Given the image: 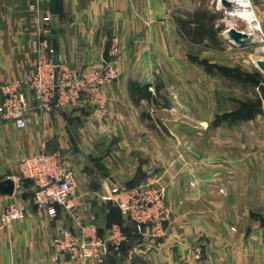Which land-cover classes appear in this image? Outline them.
Segmentation results:
<instances>
[{"label": "crops", "instance_id": "obj_1", "mask_svg": "<svg viewBox=\"0 0 264 264\" xmlns=\"http://www.w3.org/2000/svg\"><path fill=\"white\" fill-rule=\"evenodd\" d=\"M50 1L0 0V82L23 78L32 69L30 41L38 22L29 6L36 3L42 14L49 11ZM258 1L264 30V0ZM182 2L57 0L56 13L47 26L57 60L84 68L100 62L105 44L109 48L114 43L120 50L118 78L106 87L103 109L81 100L77 106L64 104L43 112L31 109L21 129L0 121V180L11 177L15 181L13 195L0 193V207L12 197L26 206L24 217L10 228L0 224V264H264V225L255 219V213L264 216L263 209H258L264 206V158L259 161L247 154L253 150L247 138L252 141L254 137V120L264 121V107L239 123L228 114L227 122L209 126L218 112L215 98L221 96L222 77L243 84L247 101L256 86L251 79L253 68L242 67L249 80L225 75L218 51L208 39L190 41L178 25L177 18L186 19L191 12ZM131 82L149 85L155 99L134 101ZM156 85L161 87L158 98ZM191 88L195 89L192 93ZM28 96L31 99V93ZM159 98L166 102L156 110ZM238 124L244 126L243 132L236 129ZM241 134L242 146L234 147L231 137ZM192 136L210 143L204 148L194 146ZM255 136L256 151L264 152L263 122ZM42 145L46 152L62 153L72 165L76 207L84 217L95 215L99 234L105 232L109 219L122 218L115 205L103 198L108 190L147 181L165 189L166 204L172 207L165 235L144 236L125 225L127 239L103 263L67 254L54 258L50 239L56 226L63 223L73 228V224L62 213L50 219L32 204L33 184L20 178L16 163ZM195 147L199 154L209 152L215 160L197 165L199 177L193 188L184 154L177 153L185 152L188 158ZM235 151L243 157L233 159ZM241 167L248 169V176L236 175ZM255 167L261 168V175H253ZM221 171L228 172V179L219 176ZM197 246L199 257L194 256Z\"/></svg>", "mask_w": 264, "mask_h": 264}, {"label": "built area", "instance_id": "obj_2", "mask_svg": "<svg viewBox=\"0 0 264 264\" xmlns=\"http://www.w3.org/2000/svg\"><path fill=\"white\" fill-rule=\"evenodd\" d=\"M229 1L238 9L237 14L248 17L245 18L247 33L264 46V32L254 14L252 0ZM29 10L36 13L38 22V31L30 41L34 56L32 69L23 78L0 82V121L11 122L21 129L26 126L31 109L43 112L64 104L77 106L81 100L103 109L107 102L106 87L117 77V45L109 46L106 59L90 62L84 68L73 67L66 61L54 62L55 47L47 37L51 14L48 10L41 14L36 3L31 4ZM18 171L33 184L34 206L43 209L50 219L62 213L73 224V228L63 223L56 226L50 239L54 258L67 254L71 258L103 263L126 240L127 235L119 223H111L99 234L95 215L89 213L84 217L77 209L76 179L72 165L62 153L46 152L42 145L38 152L19 158ZM103 198L119 209L124 224L132 226L137 234L165 235L164 225L170 221L172 211L160 187L147 181L133 186H113ZM25 208L22 201L12 197L0 207L1 226L10 228L14 221L24 217ZM193 250L194 256L199 257L200 247Z\"/></svg>", "mask_w": 264, "mask_h": 264}, {"label": "rangeland", "instance_id": "obj_3", "mask_svg": "<svg viewBox=\"0 0 264 264\" xmlns=\"http://www.w3.org/2000/svg\"><path fill=\"white\" fill-rule=\"evenodd\" d=\"M183 5L186 7L188 6L189 11L193 12L196 9H206L207 11H209L208 13L214 15V19H213V23L214 26L217 27L219 25H222V29L219 32L218 35V39H217V45L213 46L214 49H216L218 52H215L216 55H218V57L221 60V65L223 66H228L230 65V71L231 74H235L236 78L239 76V69H242V72L240 73L242 76H244V66L247 67H252L253 68V75H252V79L254 84L256 85L255 88L252 91V99L247 98V101H244L245 97H244V91H243V87L240 82L238 81H234L232 79H227L222 77V88H220L221 90V96L219 97V99L215 98L216 103H215V108L216 110L218 109V112L215 114V120L212 121V124H210L209 126L212 127V125L216 126L219 124H222L224 122H227L226 118L227 115L230 114V118L236 119L237 123H239V119L240 122L244 121L245 117H244V106L248 107V105L250 103H252L253 107L256 106H260V107H264V74L262 75V71L260 70L259 66L257 65V61L258 60H264V48H262V45L259 42H256L257 40H254L253 36L250 39V42L246 45V46H242L240 48H236L239 46H234V43L232 41L229 40L228 36H227V29L229 28V26H233L239 30L245 31L247 32V30L249 31V28L247 27L245 18L242 17L241 15L237 14L235 16H232V11L237 12L236 10H238L237 8L235 9L234 6H230V7H224L221 5L220 2H218V0H183ZM261 2L258 0H252V4H253V11L255 16L257 17V19L260 20L259 18V12L258 10L262 8V6H260ZM185 9V8H184ZM190 12V13H191ZM241 16V17H240ZM261 28L263 30L262 24L260 23ZM264 32V30H263ZM232 42V43H231ZM207 45H210V43H207ZM190 52H192L193 54L196 53L195 49L193 47H190ZM119 54H120V50H119ZM191 60V58H190ZM192 62L195 64L196 58L192 59ZM233 67V68H231ZM240 67V68H239ZM235 69V71H234ZM248 72V70H247ZM229 72L228 76H232ZM227 75V74H225ZM263 77V78H262ZM118 78V72H117V77L114 81H116ZM237 80H243L242 78H237ZM241 85V87H240ZM192 90L195 91L194 88H191V93ZM247 93L249 94V90L247 88ZM186 98L190 99L192 98V96H188L187 94H184ZM247 97H249L247 95ZM159 101L161 102H156V110L157 108H159V106H163L164 102H166V100H164L163 98H159ZM247 102V103H246ZM155 105V104H154ZM186 106H188L186 104ZM154 108L155 106H152L151 112H154ZM194 110V109H193ZM229 110V111H228ZM260 111H256V113H259ZM155 122H157L159 124V126L161 127V123L158 122L157 116H155ZM264 121H259V120H254V126L252 127L253 129V136L252 137V141L249 140V137L247 138V142L249 143V145H251V149L253 148L252 151H250V153L247 152V154L249 156H252L253 159H258L259 161L262 160L261 158H264V152L262 151H256L255 147V132L257 130V126ZM162 128V127H161ZM244 128L241 127V124L236 125V129L238 130H242ZM243 132V130H242ZM173 140H175V138H173ZM223 140V138H222ZM231 143L234 147L237 146H242V142H243V134L238 135L236 137H231ZM235 140V141H234ZM190 142L194 143V146H198V147H206L210 141L209 139L205 138V139H197L196 137L191 138ZM251 142V143H250ZM176 144V142L174 143ZM180 144V143H179ZM178 145V144H176ZM247 145V147L249 146ZM236 150L241 151L239 148H237ZM194 152H191V154L189 155V157L187 158V153L185 156V152H178L177 154H184V157L186 159V163L188 166H186V170L187 172V176L189 177V184L191 187L196 188L197 185V181H198V177H199V168H197V165H201L203 163H208V161H212L215 160V157H213L209 152H204L202 155L199 154L197 152V148H194ZM223 151V150H221ZM239 151H235V153H232V155H236L233 159L235 160H239L241 159V157H243V154ZM248 155L246 157V159L248 158ZM19 160L17 159V164H18ZM198 166V167H199ZM241 170V172H240ZM261 168L260 167H255L253 168V175L259 176L262 173L260 172ZM245 174V175H249L248 169L245 170L244 167H241L238 169V173L236 174L237 176H240L241 174ZM263 174H264V170H263ZM224 175L226 177H224ZM219 176L221 178H226L228 179V172L225 171H221L219 173ZM21 179H23L20 176ZM224 181V179H223ZM223 184H225V182H223ZM160 187V186H157ZM163 191L164 194V188L160 187ZM218 190L220 193H225V189L223 187H218ZM172 210V207L169 206ZM258 208V207H257ZM263 209L264 212V206H260L258 208ZM172 214V212H171ZM255 219L257 221H259L260 224L263 223L264 221V216L261 213H255ZM264 225V224H263Z\"/></svg>", "mask_w": 264, "mask_h": 264}, {"label": "trees", "instance_id": "obj_4", "mask_svg": "<svg viewBox=\"0 0 264 264\" xmlns=\"http://www.w3.org/2000/svg\"><path fill=\"white\" fill-rule=\"evenodd\" d=\"M208 12L209 11H207L206 9H196L193 12H191L189 14L188 18H186V19L178 17L177 22H178V25L180 26V28L182 29V31L189 38L190 41L197 43V42H201L203 40V38H207L212 46H216L218 35H219L220 30L222 29V25L215 27L214 23H213V19L215 16L208 13ZM220 69L222 70V72L224 74L228 75L229 72L231 74V71L229 68L220 67ZM234 71H235V69H234ZM240 73L241 72L239 71V76L237 78H242L243 80L245 78L247 80L250 79V77L248 75H246V77H245V75L242 76ZM231 75L236 77L235 74L234 75L231 74ZM252 82H253V79H252ZM148 86L149 85H147V84L141 86L139 83H136V82L130 83L129 88H130V91L132 93V97H133L134 101L137 102L139 100V98H141V97H145L147 99H155V96L151 93V91H149ZM160 88L161 87L159 85H156V87H155L157 98L160 97L159 96V89ZM256 111L261 112V107L260 106L253 107L252 103H250L248 105V107L244 106V111H243L244 117H249L250 115L255 114ZM25 180H28V179H25ZM133 185L134 184H130L129 186H133ZM114 207L117 209L118 213L120 214L119 209L116 206H114ZM113 222H116V223H119L120 225H122L123 231L127 234L126 228L129 227L130 225L128 223L124 224L123 217L121 219H118V218L114 219V220L109 219V221L107 222V226ZM262 224H264V221ZM125 225L127 227H125ZM130 227L134 230V228L132 226H130Z\"/></svg>", "mask_w": 264, "mask_h": 264}, {"label": "water", "instance_id": "obj_5", "mask_svg": "<svg viewBox=\"0 0 264 264\" xmlns=\"http://www.w3.org/2000/svg\"><path fill=\"white\" fill-rule=\"evenodd\" d=\"M220 3L224 7H230L231 2L229 0H220ZM57 0H51L49 4L50 14L56 13ZM227 36L230 41L235 43L238 46L247 45L250 42L251 36L245 31L239 30L233 26H229L227 29ZM108 53V43L105 44L104 50L102 53V59L107 58ZM54 62H57V54L55 50ZM257 65L264 74V60H258ZM15 188V181L11 177H6L5 179L0 180V193L6 195H13ZM107 194V193H106Z\"/></svg>", "mask_w": 264, "mask_h": 264}, {"label": "bare ground", "instance_id": "obj_6", "mask_svg": "<svg viewBox=\"0 0 264 264\" xmlns=\"http://www.w3.org/2000/svg\"><path fill=\"white\" fill-rule=\"evenodd\" d=\"M236 9V8H235ZM236 11H238V10H236ZM232 13V16H235L236 15V12H234V11H232L231 12ZM241 17V16H240ZM242 17H244V18H248L246 15H244V16H242ZM250 36V35H249Z\"/></svg>", "mask_w": 264, "mask_h": 264}]
</instances>
